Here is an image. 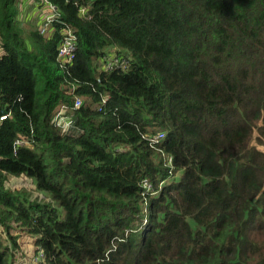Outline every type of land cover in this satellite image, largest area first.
I'll use <instances>...</instances> for the list:
<instances>
[{
  "label": "trees",
  "instance_id": "obj_1",
  "mask_svg": "<svg viewBox=\"0 0 264 264\" xmlns=\"http://www.w3.org/2000/svg\"><path fill=\"white\" fill-rule=\"evenodd\" d=\"M48 1L50 39L0 0V264L12 224L39 264H264V0ZM113 51L127 70H103ZM21 176L52 202L7 188Z\"/></svg>",
  "mask_w": 264,
  "mask_h": 264
},
{
  "label": "built area",
  "instance_id": "obj_2",
  "mask_svg": "<svg viewBox=\"0 0 264 264\" xmlns=\"http://www.w3.org/2000/svg\"><path fill=\"white\" fill-rule=\"evenodd\" d=\"M46 4H40L41 7L38 9L35 17H40V21L37 23V29L40 32V34L47 38L50 39L53 37L54 32H55V26L54 23L57 22L61 15L58 7L54 4L49 3L48 0H45ZM39 3L36 2L35 0H21V13L19 16L20 21L22 22L23 17H24V12L29 9L31 6H37ZM47 5V7L45 6ZM42 10V11H40ZM46 10V11H45ZM86 12L85 9L81 10V14L84 15ZM30 16L32 14L28 13ZM61 44L58 47V53H57V61L61 66H67L71 65L76 57L77 53V38L72 31L71 28L66 27L61 30ZM1 51V48H0ZM102 63V68L105 71H114L117 69H123L127 70L129 65L128 62L125 58L120 57L116 51L111 52L108 56H104L101 59ZM106 101L104 100V103ZM83 105V100L81 98H77L75 101V109L80 108ZM67 108L66 107H61L60 110L58 111L56 117H55V122L59 127H62L63 129H70L72 127V119L67 117ZM11 115H0V123L7 120ZM165 138L164 133H160L156 136L152 137L153 143H159ZM33 143L28 139V136H21L16 139L14 143V153L16 154L19 148H32ZM145 187L146 188H151V185L148 182H145ZM45 255L43 252H40L39 255L35 257L37 260V263L44 261L45 260Z\"/></svg>",
  "mask_w": 264,
  "mask_h": 264
},
{
  "label": "rangeland",
  "instance_id": "obj_3",
  "mask_svg": "<svg viewBox=\"0 0 264 264\" xmlns=\"http://www.w3.org/2000/svg\"><path fill=\"white\" fill-rule=\"evenodd\" d=\"M35 1L42 5L46 4L45 0H35ZM45 6L47 7V5ZM40 20H41L40 17L38 18L31 17L28 14V10H27L24 12V17H23L22 22L24 24H27L26 26L28 27L33 26L37 28V23ZM260 148L264 150V147H260ZM7 188L12 190L13 192L26 194L33 201H41V202H46V203L52 202L48 194L39 192L37 190V187L34 181L25 176L10 178L7 184ZM189 223L191 225V228L194 234L199 231L204 230L203 227L199 226L191 219H189ZM12 226H13L12 236H15L17 238V243L19 245L18 249H13L16 255L15 258H16L17 264H39V262L37 263V260L35 259L37 255H36V247L34 244V238L28 235L26 232H24L16 224H12ZM0 232L3 233V240L5 242V245L11 244L12 240L9 239L10 237L6 235L3 229H0Z\"/></svg>",
  "mask_w": 264,
  "mask_h": 264
},
{
  "label": "crops",
  "instance_id": "obj_4",
  "mask_svg": "<svg viewBox=\"0 0 264 264\" xmlns=\"http://www.w3.org/2000/svg\"><path fill=\"white\" fill-rule=\"evenodd\" d=\"M41 7V5L40 4H38L37 6H31V7H29V9H28V13H30V14H32V16L31 17H33V18H37V17H35V15H36V13H37V11H38V9ZM40 11H42V10H40ZM46 11V10H45ZM30 19H32V18H30ZM22 25L24 26H26L27 24H24V23H22Z\"/></svg>",
  "mask_w": 264,
  "mask_h": 264
}]
</instances>
